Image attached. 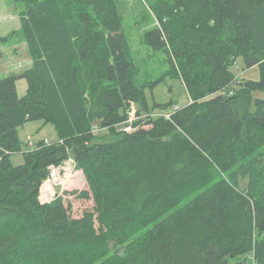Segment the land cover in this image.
Returning <instances> with one entry per match:
<instances>
[{
    "label": "trees",
    "instance_id": "trees-1",
    "mask_svg": "<svg viewBox=\"0 0 264 264\" xmlns=\"http://www.w3.org/2000/svg\"><path fill=\"white\" fill-rule=\"evenodd\" d=\"M20 1L33 62L0 74V264H242L252 251L264 264V98L252 95L264 91V0H146L159 22L148 38L169 45L192 100L171 118L148 103L161 79L142 82L116 0ZM239 57L259 80L235 87ZM34 120L57 139L31 141L14 164ZM95 120L116 137L98 139ZM68 148L89 186L72 193L94 201L80 216L39 198Z\"/></svg>",
    "mask_w": 264,
    "mask_h": 264
},
{
    "label": "rangeland",
    "instance_id": "rangeland-1",
    "mask_svg": "<svg viewBox=\"0 0 264 264\" xmlns=\"http://www.w3.org/2000/svg\"><path fill=\"white\" fill-rule=\"evenodd\" d=\"M124 16V29L132 48V61L139 67L141 80L148 82L161 79L153 87L148 86L145 90L148 103L156 112L172 111L175 107L187 105L192 100L188 90L181 79L177 76L175 70L169 63L167 56L170 54L169 45L161 48H155L152 41L148 38L150 30L159 26L156 15L150 8L146 0H116ZM26 8L24 1L20 0H0V74L2 76L10 74H20L29 69L32 65V56L21 28L20 13ZM231 71L235 79V87L247 80H259L260 70L258 66L247 67L243 58L239 57L234 61ZM18 95L24 96L27 92L28 82L26 77L18 76L16 80ZM253 97L264 98V91H254ZM95 96V95H93ZM165 103L168 108H160L154 105V102ZM138 107L133 104L129 107L127 118H135L138 114ZM145 114L140 115L142 118ZM126 118V119H127ZM139 119V118H138ZM127 124L132 122L127 119ZM126 123L121 122L120 128ZM126 124V125H127ZM94 131L100 140H113L116 136L108 131V128L101 127L99 121L95 120ZM18 133L22 141V151L12 155L14 164L23 162V152L33 147L32 142L36 144L40 139L53 141L57 139V131L52 123H43L42 120L28 121L25 125L18 128ZM31 137V140H29ZM32 141V142H31ZM263 146L254 152L258 154L254 164L259 163V157L262 155ZM69 157L59 166L50 171L49 176L44 180L40 188V200L44 203L50 202L57 197L63 199L71 205V212L74 216H80L87 209H92L94 201L92 198L79 197L74 190L88 189V183L83 170L78 167L73 152L69 149ZM55 179V177H57ZM54 193L47 194L44 189L47 188L49 181H55ZM248 178L241 181L242 187L247 185ZM45 184V185H44ZM44 185V187H43ZM50 189V188H49ZM264 239V236H263ZM254 252L245 254L237 259L242 264H253Z\"/></svg>",
    "mask_w": 264,
    "mask_h": 264
},
{
    "label": "built area",
    "instance_id": "built-area-1",
    "mask_svg": "<svg viewBox=\"0 0 264 264\" xmlns=\"http://www.w3.org/2000/svg\"><path fill=\"white\" fill-rule=\"evenodd\" d=\"M178 107H175V108H173V110L172 111H162V112H156L157 114H162V115H164V116H166L167 118H171V115H172V113L177 109ZM129 120H133V118H128ZM121 129L122 130H124V131H131L132 129H133V127H132V125L129 123V124H125L124 125V127H121ZM94 130V129H93ZM95 132V131H94ZM45 142H47V143H49V142H51V141H49L48 139H45ZM70 159H73V157H69ZM61 164V163H60ZM56 166H59V164L58 165H55V164H52V165H50L49 166V168H50V171L52 170V169H54V168H56ZM60 167V166H59ZM50 174V173H49ZM56 178H58V176L56 177ZM51 192V193H50ZM50 192H46L47 194H52L53 195V193L54 192H52V191H50Z\"/></svg>",
    "mask_w": 264,
    "mask_h": 264
},
{
    "label": "bare ground",
    "instance_id": "bare-ground-1",
    "mask_svg": "<svg viewBox=\"0 0 264 264\" xmlns=\"http://www.w3.org/2000/svg\"><path fill=\"white\" fill-rule=\"evenodd\" d=\"M55 179H56V177H55ZM57 180H55V181H49L48 182V184H47V188L46 189H44L46 192H50V191H52V192H54V190H53V188H54V183L53 182H56ZM44 186V185H43ZM50 188V189H49Z\"/></svg>",
    "mask_w": 264,
    "mask_h": 264
}]
</instances>
